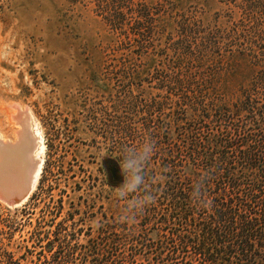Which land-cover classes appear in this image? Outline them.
<instances>
[{
	"label": "rangeland",
	"instance_id": "1",
	"mask_svg": "<svg viewBox=\"0 0 264 264\" xmlns=\"http://www.w3.org/2000/svg\"><path fill=\"white\" fill-rule=\"evenodd\" d=\"M0 5V132L16 140L24 126L29 134V120L26 126L13 119L19 105L21 117L32 112L49 145L29 196L12 206L0 199V264H157L163 248L184 247L172 241L173 233L186 232L185 218L179 220L167 202L159 205V214H137L143 209H131L129 199L115 195L125 175L117 185L106 165L115 158L131 164L129 179L150 171L151 184L161 189L178 175L187 184L188 134L177 117L176 91L153 78L163 71L152 63L129 77L112 68L111 30L92 6L69 0H0ZM220 7L219 0H207L205 17L212 19ZM145 144L153 151L141 162ZM143 183L131 201H156L163 193L154 194L148 184L145 197ZM121 215L136 216L122 221ZM82 230L99 235L98 252H87L85 236L71 237L80 244L56 237L59 231Z\"/></svg>",
	"mask_w": 264,
	"mask_h": 264
},
{
	"label": "trees",
	"instance_id": "2",
	"mask_svg": "<svg viewBox=\"0 0 264 264\" xmlns=\"http://www.w3.org/2000/svg\"><path fill=\"white\" fill-rule=\"evenodd\" d=\"M69 2L110 28L112 68L131 77L154 63L163 73L153 78L179 96L188 182L178 175L161 189L142 174L145 197L163 193L138 213L167 202L186 220L172 241L184 247L163 248L157 264H264V0H219L210 20L207 0ZM201 194L207 206L195 204Z\"/></svg>",
	"mask_w": 264,
	"mask_h": 264
},
{
	"label": "water",
	"instance_id": "3",
	"mask_svg": "<svg viewBox=\"0 0 264 264\" xmlns=\"http://www.w3.org/2000/svg\"><path fill=\"white\" fill-rule=\"evenodd\" d=\"M18 134L19 137L17 135L18 138L16 140H10L14 142L4 143L0 140V199L11 206L21 203L29 196L35 170L33 169L35 165L29 160L27 148H24V152L20 154V159L24 160L25 166L24 168H18V151L22 148L23 140L28 138L26 131H24V126L21 133L19 132ZM11 156L12 160L10 162ZM11 163H13L14 167ZM21 164L23 163L21 162ZM109 172L115 180L119 181L122 179L123 175L117 164L111 163ZM17 177H19L20 181H18Z\"/></svg>",
	"mask_w": 264,
	"mask_h": 264
},
{
	"label": "bare ground",
	"instance_id": "4",
	"mask_svg": "<svg viewBox=\"0 0 264 264\" xmlns=\"http://www.w3.org/2000/svg\"><path fill=\"white\" fill-rule=\"evenodd\" d=\"M15 109L17 110V113L14 114L15 118L13 117L15 120H17L19 122H23L26 126H27L28 120L30 121V126L28 123V127H29V130L31 129L29 134H31L32 138L27 133L28 138L23 140V144L21 145L22 148H20L18 151V168H20V167L24 168V166H25L24 160L20 159V154L22 152H24V148H27L28 152H29V160L31 163H33L35 165L33 167V169H35V170H34V176H33V183H32V187H31V191H32V189L35 187V185H36V183L40 177V174L42 172V168H43V165L45 162V143H44L45 140H44V136H43V133L40 129L39 124L37 122H34L35 118L33 117L32 112H30L31 115L29 114V112H27V113H25L26 115H23V117H21V114H23V112L21 111L20 106L19 105L16 106ZM29 110L31 111L30 108H29ZM19 132L21 133V128L18 129V133ZM18 137H19V134H18ZM0 140L4 143L14 142V141H10V139H6L3 136V134H1V132H0ZM2 158H3V156H2ZM11 160H12V156L10 157V162H11ZM25 161H26V159H25ZM21 162L23 164H21ZM11 164L13 166V163H11ZM17 179H18V181H20L19 177H17Z\"/></svg>",
	"mask_w": 264,
	"mask_h": 264
},
{
	"label": "clouds",
	"instance_id": "5",
	"mask_svg": "<svg viewBox=\"0 0 264 264\" xmlns=\"http://www.w3.org/2000/svg\"><path fill=\"white\" fill-rule=\"evenodd\" d=\"M152 151H153L152 147L148 144H145L143 147L142 153L140 154V157H139L140 161L146 162L149 158H151ZM118 162H119V167L121 169V174L125 175V180L121 185L114 188L115 195H116L117 199H129V201H130L129 208H131V209L141 208L144 210L145 204L150 205L153 203L152 199L150 197H148V198H145V200H143V201L137 202V201H131V196H130V194L134 195L135 192L138 190V187L142 183L143 177L141 175L135 174L132 176L131 179H129L126 176V172L130 167H132V165L123 163L119 160H118ZM138 171H139V169H137V172ZM195 204H204L205 206H207L202 194H201V199L196 201ZM137 214H139V213H137ZM136 215L131 216V217L121 215V220L122 221H131L135 218Z\"/></svg>",
	"mask_w": 264,
	"mask_h": 264
},
{
	"label": "flooded vegetation",
	"instance_id": "6",
	"mask_svg": "<svg viewBox=\"0 0 264 264\" xmlns=\"http://www.w3.org/2000/svg\"><path fill=\"white\" fill-rule=\"evenodd\" d=\"M48 146H49L48 144L47 145L45 144V153L48 150ZM111 163L117 164V162L115 160H113V159L112 160L107 159L106 160V165L108 166V170H109V166H110ZM117 166L120 169V167H119L118 164H117ZM109 175H110L111 181L112 182H116V184L117 183H120L121 180H122V179L119 180V181L115 180L114 177L110 174V172H109ZM122 178H123V176H122ZM44 234H46V233L45 232L40 233V236L41 235H44ZM75 235L77 237L78 236H80V237L81 236H85V239H86L87 243H89V246L91 247L90 249H86L87 252H92V253L98 252V248L95 246V244H98L99 243L98 242L99 235L95 234V232H88V231H83L82 230V231H75V233H66V234H63L61 231H59L58 233H56V237H58L60 240L63 239V236H64V238H68L66 240L67 242H70V243H75L76 242V244H80L79 242L83 243V241L80 240L79 238H75V239H72L71 238V237H74ZM91 244H93V245L91 246Z\"/></svg>",
	"mask_w": 264,
	"mask_h": 264
}]
</instances>
